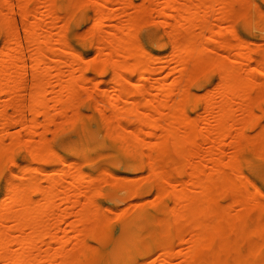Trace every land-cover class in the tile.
<instances>
[{"label":"rangeland","instance_id":"obj_1","mask_svg":"<svg viewBox=\"0 0 264 264\" xmlns=\"http://www.w3.org/2000/svg\"><path fill=\"white\" fill-rule=\"evenodd\" d=\"M0 242L264 264V0H0Z\"/></svg>","mask_w":264,"mask_h":264},{"label":"bare ground","instance_id":"obj_2","mask_svg":"<svg viewBox=\"0 0 264 264\" xmlns=\"http://www.w3.org/2000/svg\"><path fill=\"white\" fill-rule=\"evenodd\" d=\"M183 17H186V16H183ZM27 35H28L29 37H30V36H33V35L35 36L36 33H34V30L29 29ZM135 65H136V64H135ZM135 65L128 66V70L133 69L132 66L135 67ZM36 66H38V64H36ZM138 66H139V65H138ZM148 75H149V72H148L147 69H141V70H140V73H139V77H138V79H137L138 82L141 83V81H143L144 79L146 80V77H147ZM147 78H148V77H147ZM148 106H150V105H148ZM151 107H152L153 110H155V111H159V114H160V115H163V113L160 111V110H161L160 108L163 107V105H159V108H158V106H156L157 108H154L153 105H151ZM152 109H151V111H153ZM157 109H158V110H157ZM146 110H148V112H151V111H150V107H149L148 109H146ZM148 112H146V113L148 114ZM146 113H144V114H146ZM161 113H162V114H161ZM142 114H143V113H142ZM174 115H175V114L172 115L173 119H175V117H176V118L178 117V115H175V116H174ZM162 117H163V116H161V118H162ZM179 118H181V117L179 116L178 119H179ZM140 130H142V129H140ZM140 130H139V131H140ZM153 130H154V129L151 130L152 132H151V131H147L146 133H147V134H150V135H151V133H152V135H154V134H155V130H154V131H153ZM169 130L171 131V133H170V132H168V133L163 132L164 135L166 134L165 136H167L169 133H170L169 135H172V133H173V130H172V129H166L165 131H169ZM135 131H136V130H135ZM135 131H134L133 133H134V135L136 136L137 134L135 133ZM163 131H164V130H163ZM136 132L138 133V130H137ZM148 132H149V133H148ZM164 146H165V145H164ZM164 146H162L163 149H164ZM163 149L161 148L160 150H158V153L163 152ZM159 151H160V152H159ZM185 188L188 189L187 187H185ZM185 188H184V190H186ZM53 189H54V188H52V190H53ZM54 192H55V191L53 190L52 193H54ZM186 192H187V190H186ZM186 192H185V193H186ZM183 194H184V193H183ZM183 194H182V195H183ZM184 195H185V194H184ZM37 213H38V212H36V214H37ZM33 214H35V213H33ZM36 214H35V215H36ZM39 215L41 216V213H40V214L38 213V217H36V216H35V217L38 219V218H40ZM32 217H34V216H32V214H31V216L29 217V218H30V221H29L28 219H26V220L29 221V222L27 223L28 226L32 224V223L30 224V222L33 221V220H32ZM33 219H34V218H33ZM34 220H36V219H34ZM25 222H26V221H25ZM44 224H45V226L47 225L46 223H44ZM24 225H25V224H24ZM43 226H44V225H43ZM22 241H23L22 244L27 243L26 240H21V242H22ZM0 245H2V242H0ZM118 252H119V251H118ZM113 254H115V252H114ZM117 255H118V254H117ZM25 256H27V255H26V254L23 255V253H21L20 255H18V256L14 259V261H13L12 264H23V262L25 261V260H24ZM114 257H115V256H113L112 261H113V259H115ZM116 258H118V257H116ZM118 259H119V258H118ZM26 260H27V258H26ZM115 263H119V262H115Z\"/></svg>","mask_w":264,"mask_h":264}]
</instances>
